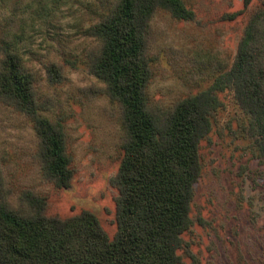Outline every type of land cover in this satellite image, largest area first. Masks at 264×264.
Masks as SVG:
<instances>
[{
  "label": "trees",
  "instance_id": "trees-1",
  "mask_svg": "<svg viewBox=\"0 0 264 264\" xmlns=\"http://www.w3.org/2000/svg\"><path fill=\"white\" fill-rule=\"evenodd\" d=\"M106 3L85 34L95 42L87 53L89 71L118 105L122 129V160L110 179L118 193L116 232L109 237L88 211L48 217L46 200L29 189L16 193L0 169V264H184L182 253L195 262L185 235L194 225L200 149L213 130L220 92H231L246 118L243 137L264 166V2L250 15L231 66L207 89L169 105L148 96L152 22L158 11L178 21H193L195 12L184 0ZM9 39L3 30L0 104L31 120L42 179L70 189L74 170L65 129L40 112L36 74ZM55 69H48L50 78L61 82Z\"/></svg>",
  "mask_w": 264,
  "mask_h": 264
},
{
  "label": "rangeland",
  "instance_id": "rangeland-1",
  "mask_svg": "<svg viewBox=\"0 0 264 264\" xmlns=\"http://www.w3.org/2000/svg\"><path fill=\"white\" fill-rule=\"evenodd\" d=\"M193 21L158 11L152 22L148 89L151 103L169 105L207 89L231 66L252 12L264 0H184ZM106 0H0V34L36 74L41 113L66 133L74 180L57 189L42 179L31 120L0 104V169L16 193L29 189L47 203V216L68 218L91 212L104 232H116L110 179L121 160L118 105L103 91L87 64L95 45L85 30L105 10ZM246 10V11H245ZM55 66L59 81L50 78ZM221 106L213 130L201 144L202 176L192 207L194 225L185 235L193 262L264 264V166L243 137L244 114L230 91L218 93Z\"/></svg>",
  "mask_w": 264,
  "mask_h": 264
}]
</instances>
